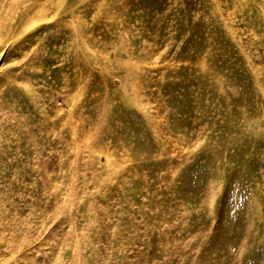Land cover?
<instances>
[{
  "label": "rangeland",
  "instance_id": "obj_1",
  "mask_svg": "<svg viewBox=\"0 0 264 264\" xmlns=\"http://www.w3.org/2000/svg\"><path fill=\"white\" fill-rule=\"evenodd\" d=\"M0 264H264V0H0Z\"/></svg>",
  "mask_w": 264,
  "mask_h": 264
}]
</instances>
